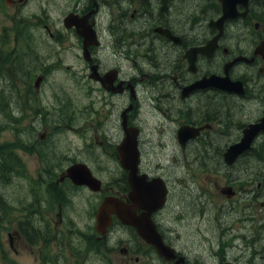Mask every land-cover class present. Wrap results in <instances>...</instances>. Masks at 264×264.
<instances>
[{
    "label": "flooded vegetation",
    "instance_id": "1",
    "mask_svg": "<svg viewBox=\"0 0 264 264\" xmlns=\"http://www.w3.org/2000/svg\"><path fill=\"white\" fill-rule=\"evenodd\" d=\"M0 5L11 21L0 34L16 41L26 26L21 23L30 20L35 62L44 63L35 69L34 85L35 264H264V129L249 150L226 158L264 119V0ZM62 71L81 79L97 105L83 120L73 152L57 150L37 104ZM67 95L54 106L59 130L53 131L61 136L72 130ZM249 106L257 112L249 114ZM124 123L137 133V175L168 188L166 205L150 216L171 250L168 257L118 216L108 225L99 217L109 196L126 201L137 217L147 213L146 196L134 191L120 163ZM77 164L102 180L100 191L69 178ZM102 173L115 180L104 181ZM84 192L94 195L89 215L82 214ZM166 210L175 215L165 216ZM17 239L26 242L22 234Z\"/></svg>",
    "mask_w": 264,
    "mask_h": 264
},
{
    "label": "rangeland",
    "instance_id": "2",
    "mask_svg": "<svg viewBox=\"0 0 264 264\" xmlns=\"http://www.w3.org/2000/svg\"><path fill=\"white\" fill-rule=\"evenodd\" d=\"M1 10V5H0ZM30 21V20H29ZM29 21H27L29 23ZM11 25V21L5 18V15L0 14V27ZM28 36V48L30 52V56L26 57L27 66L32 68L34 66H42L43 62H35V32L34 30H27ZM16 41L11 40L10 44L7 45L8 53L21 50L23 51V46L21 45L26 41L16 42L18 47L16 48ZM5 48V47H4ZM43 48V46H41ZM4 57L8 61L7 68L12 67V58L7 55L6 51ZM67 64H71L75 66L77 64L68 62ZM80 68V67H79ZM2 74H6L9 77H12L13 71L6 69L2 70ZM23 75H26L28 72L21 70ZM16 79H13L12 82H8L1 77L0 74V125L5 124L6 122L12 121V117L10 113L7 111L8 106L12 105L14 107H19L18 113L23 112L24 119L15 123L13 126H8L5 131L0 135V144L2 145V149H11L16 154L20 155L22 158L23 166L25 172L30 175L32 178L35 177V151L30 150L29 152L22 151L19 148L16 137L18 135H27L35 126V111L31 110L32 106L35 107V94L34 91H29L27 87L22 86L21 83L15 82ZM43 94H40L37 99V104H40L42 108V112L46 118V125L50 127L51 134L54 136L52 138L53 143L58 147L57 150L65 151V152H73L80 145V139L78 138V133L81 135L80 126H84L83 120L92 116V111L94 107H96L95 100L91 99V96L85 91L81 84V79L74 75H69L67 72L62 71L56 73L53 76L52 84L47 86ZM65 92H68L69 103L71 105V118H72V130L69 136H61V132L53 131L59 130L53 124V121L58 117L55 113L54 106L61 104L64 98V89ZM5 107V110L3 107ZM258 110V106H249V114L256 113ZM32 146H29L28 149H31ZM101 159L95 157L92 159L93 162H100ZM18 177L19 175H14ZM13 176V177H14ZM104 181H113L115 180V176L102 173L100 174ZM187 181L192 182L191 173L186 174ZM12 179V178H11ZM14 180L11 184L7 185L4 190L8 197H11L13 200H16L19 205H27L28 202L25 201L24 196L26 193H29L28 190L22 191L21 189H17L14 185ZM179 181L176 184H181ZM16 185H20L17 180ZM182 186V185H181ZM10 194V195H9ZM190 194V193H186ZM82 214L89 215L91 211L90 202L94 198V195H91L88 192H84L82 194ZM75 204H78L81 199L80 193H77L74 197ZM192 197H189L190 201ZM23 202V203H22ZM16 203V202H15ZM17 205V203H16ZM165 216H173L175 213L170 210H166L164 212ZM23 215L16 213L10 222H5L0 225V264H35L36 254H35V246H30L26 242H20L16 236L14 235V231L17 230L16 221L21 218ZM80 225H83L81 223ZM65 227L57 228V231L60 232ZM264 235V231H263ZM72 235V244L77 245V240L79 238ZM57 242V240H56ZM54 247H59L58 244H55ZM89 252V251H88Z\"/></svg>",
    "mask_w": 264,
    "mask_h": 264
},
{
    "label": "water",
    "instance_id": "3",
    "mask_svg": "<svg viewBox=\"0 0 264 264\" xmlns=\"http://www.w3.org/2000/svg\"><path fill=\"white\" fill-rule=\"evenodd\" d=\"M262 129H264V120L262 124L255 127L253 126L251 128L250 136L246 138L245 142L233 146L228 151L226 158L229 161H234V159L248 147V144ZM135 147L136 140H134V137L131 135L130 131H128L127 137L120 148L121 162L123 167L130 172L129 181L132 184L134 191H136L137 194H143V196H146L144 208L147 210V213L141 215V217H137L120 199L107 197L101 206L100 217L107 216L113 212L117 213L125 224L135 226L141 237L147 242L153 244L158 252L165 256L168 253V249L162 243L160 235L155 230L150 216L154 211H157V209L162 207L165 202L166 190L163 188V185H160L159 187H154L152 191L151 186H147L144 180L137 176L138 156L137 150L135 151L133 149ZM68 174L77 184L88 185L93 190L100 189L101 181L95 178L86 166H75L68 171Z\"/></svg>",
    "mask_w": 264,
    "mask_h": 264
},
{
    "label": "trees",
    "instance_id": "4",
    "mask_svg": "<svg viewBox=\"0 0 264 264\" xmlns=\"http://www.w3.org/2000/svg\"><path fill=\"white\" fill-rule=\"evenodd\" d=\"M4 39L0 38V43L3 42ZM28 43L29 41H26L24 43L23 46V56L25 57L24 61L18 60L15 61L13 63V69H19V70H23L25 72H28L29 75H26L25 77V82L27 85H31L27 78L32 77L33 75H35V66L32 68L31 66H27V61H26V57L30 56V52H29V48H28ZM2 47L0 45V70H3L4 67L7 65L8 61L6 60V58L4 57V53L2 52ZM9 56V55H8ZM16 58H21L20 54L19 56H17ZM4 127L2 125H0V130H2ZM27 142H20L19 146L24 149L27 150ZM30 151V150H29ZM11 165H14L15 168H12ZM22 165V162L20 160V158L13 152V151H4V150H0V225L5 223L6 221H9L11 215L13 214L14 211H16L17 209L20 210V208H14L13 206V201L11 199V197H8V195L6 194L3 185H6L9 183V178L8 176H13L14 171H16L15 169L19 168ZM25 174H23L22 177H24ZM32 180H29L28 182H31ZM31 184H34V181H32ZM32 192L35 194V189L34 187L32 188ZM10 195V194H9ZM33 208H34V204L31 202L29 204L28 208L24 209L25 211H29V216L24 217L23 219L18 221V228L20 229V231L24 234V237L27 239V241L29 242V244L31 245H35V220L32 216L33 213ZM44 229V228H42Z\"/></svg>",
    "mask_w": 264,
    "mask_h": 264
}]
</instances>
